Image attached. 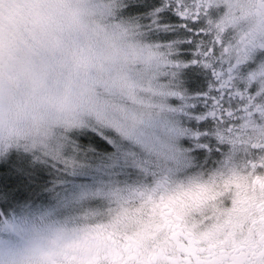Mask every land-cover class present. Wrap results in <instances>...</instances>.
Here are the masks:
<instances>
[{"label": "snow or ice", "instance_id": "snow-or-ice-1", "mask_svg": "<svg viewBox=\"0 0 264 264\" xmlns=\"http://www.w3.org/2000/svg\"><path fill=\"white\" fill-rule=\"evenodd\" d=\"M0 264H264V0H0Z\"/></svg>", "mask_w": 264, "mask_h": 264}, {"label": "rangeland", "instance_id": "rangeland-1", "mask_svg": "<svg viewBox=\"0 0 264 264\" xmlns=\"http://www.w3.org/2000/svg\"><path fill=\"white\" fill-rule=\"evenodd\" d=\"M7 172V169L6 168H2L0 167V177H3Z\"/></svg>", "mask_w": 264, "mask_h": 264}]
</instances>
